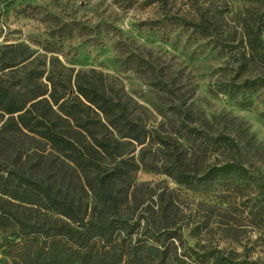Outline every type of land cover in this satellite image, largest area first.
Segmentation results:
<instances>
[{
    "label": "rangeland",
    "instance_id": "1",
    "mask_svg": "<svg viewBox=\"0 0 264 264\" xmlns=\"http://www.w3.org/2000/svg\"><path fill=\"white\" fill-rule=\"evenodd\" d=\"M133 2L0 0V84L17 91H25L28 84L46 89V94L32 102L48 99L57 110L51 95L60 103L78 100L77 76L88 73L105 91L126 102L132 117L140 119L150 131L142 143L121 139L125 143L121 146L123 157L139 166L129 180L125 177L127 181H118L120 198L124 199L122 215L135 221L144 220V213L157 228L161 225L157 203H166L174 193L178 195L177 205L169 207V220L173 219L175 227H182L188 244L264 264V224L251 214L264 196V88L247 93L246 99L223 90L225 82L242 83L245 78L264 75L261 63L245 61L247 29L259 24L264 2ZM166 16L194 23L208 21L215 37L189 38L190 32L180 27L162 31L157 22ZM158 78L168 87L162 89ZM173 105L194 114L190 126L205 123L208 127L210 123L216 131L222 123L228 132L236 133L239 141L250 140L247 150L200 152L199 148L198 154L183 156L187 165L199 171L232 158L252 170L255 183L233 201V207L221 209L212 204L216 202L212 197L193 193L157 170L169 162L170 151L184 152L182 119L174 113ZM18 113L10 116L0 109L2 169L26 164L30 155L50 151L40 138L15 123ZM157 134L165 143L159 142ZM85 142L91 141L86 137ZM162 191L165 193L160 200ZM82 194L93 198V194ZM2 238L0 233V242ZM7 263L13 264L0 250V264Z\"/></svg>",
    "mask_w": 264,
    "mask_h": 264
},
{
    "label": "trees",
    "instance_id": "2",
    "mask_svg": "<svg viewBox=\"0 0 264 264\" xmlns=\"http://www.w3.org/2000/svg\"><path fill=\"white\" fill-rule=\"evenodd\" d=\"M153 2L149 0L148 4ZM261 14L256 28L248 26L245 61L252 60L264 67V11ZM157 27L162 31L183 28L190 32L189 38L215 37L205 20L194 23L166 16L157 22ZM92 72L98 73L95 69ZM87 74L76 79V90L85 101L78 95V100L60 103L51 95L57 110L48 99L32 102L46 94V89L38 90L28 84L25 91H17L0 84V109L10 116L19 112L15 123L50 149L45 154L30 155L26 164L0 168L1 253L13 264H253L218 249L201 250L188 244L182 227H175L173 219L169 220V207L177 205L178 195L174 193L166 203H157L161 213V225L157 228L144 213L141 217L145 222L122 215L124 199L120 198L118 181L125 177L129 180L139 166L131 165L123 157L125 151L121 146L125 143L121 139L142 143L150 131L140 119L132 117L126 102L113 97ZM157 83L162 89L168 87L159 78ZM261 88L264 75L223 85L225 93L245 99L249 97L247 93H256ZM172 107L182 119L180 138L185 141L184 152L170 151L169 162L157 170L193 193L212 197L216 201L212 204L221 209L233 207V201L255 183L252 170L243 161L232 158L199 171L187 165L183 156L198 154L199 148L200 152H216L221 148L247 150L250 140L239 141L236 133L228 132L222 123L216 131L210 123L208 127L205 123L190 126L195 121L194 114L176 105ZM71 126H77L76 131ZM86 137L91 142L86 143ZM157 137L165 143L158 134ZM144 164L150 168L145 161ZM81 192L93 194V198H86ZM164 193L158 194L160 200ZM258 201L256 211L251 210V214L264 224V196ZM198 230V227L192 230L193 234Z\"/></svg>",
    "mask_w": 264,
    "mask_h": 264
}]
</instances>
